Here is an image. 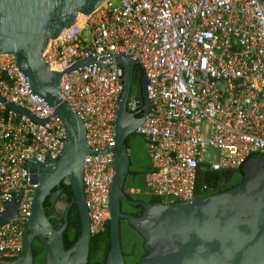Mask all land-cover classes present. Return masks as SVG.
Returning <instances> with one entry per match:
<instances>
[{
	"label": "built area",
	"instance_id": "obj_1",
	"mask_svg": "<svg viewBox=\"0 0 264 264\" xmlns=\"http://www.w3.org/2000/svg\"><path fill=\"white\" fill-rule=\"evenodd\" d=\"M83 46L92 57L122 51L140 62L149 111L135 133L143 136L153 168L146 185L165 202L195 197L198 169L237 168L250 156L264 155V0H105L50 39L42 59L63 71L87 56ZM104 64L64 73L59 89L83 121L92 150L114 145L122 69L112 57ZM0 96L47 118L39 124L0 102V258L5 259L21 251L36 186L28 163L57 160L64 133L51 108L27 90L11 53L0 54ZM130 97L127 109L134 112L136 93ZM112 161L111 152L84 157L91 234L102 231L109 216ZM11 201L16 215L2 222Z\"/></svg>",
	"mask_w": 264,
	"mask_h": 264
},
{
	"label": "water",
	"instance_id": "obj_2",
	"mask_svg": "<svg viewBox=\"0 0 264 264\" xmlns=\"http://www.w3.org/2000/svg\"><path fill=\"white\" fill-rule=\"evenodd\" d=\"M104 1L0 0V54L13 55V62L27 90L51 108L52 114L61 120L64 133L57 160L28 163L31 181L36 186L32 190L21 237L20 264H33L31 243L34 238L44 249L43 264H87L92 234L84 196L83 164L86 154L98 155L101 152H111L113 158L108 194L109 249L105 264H125L119 219L127 220L143 239L147 254L136 264H264V156L248 157L241 166V180L220 192L170 202L131 200L123 187L130 165L125 139L135 134V128L149 111L144 70L141 88L134 90L136 97H133L139 108L134 112L127 109L136 67L140 68V62L122 51L92 57L84 46L87 56L63 71L50 69L42 59V52L50 39L73 23L79 14H91ZM111 57L115 68L122 69L121 84L118 83L121 89L116 97L112 121L114 145L92 150L86 143L83 121L59 94L61 77L83 66L104 67ZM0 102H5L1 96ZM5 105L14 113L25 115L39 124L47 121V118L38 119L14 103L5 102ZM61 181L70 186L81 222L80 234L67 249L62 234L67 226L70 205L64 210L58 228L50 222L43 206L51 189ZM121 203L140 205L143 209L141 215L121 212ZM7 205L10 210L2 216V222L16 215L15 201ZM3 259L0 258V264Z\"/></svg>",
	"mask_w": 264,
	"mask_h": 264
},
{
	"label": "trees",
	"instance_id": "obj_3",
	"mask_svg": "<svg viewBox=\"0 0 264 264\" xmlns=\"http://www.w3.org/2000/svg\"><path fill=\"white\" fill-rule=\"evenodd\" d=\"M139 68V67H136ZM140 69V68H139ZM126 146L129 149L130 165L124 180L123 187L126 190L127 198L131 200H143L156 203L165 202V199L152 193L146 185L145 176L153 168L148 155L145 152V140L140 134H132L125 139ZM264 156V155H263ZM241 166L237 168L223 169L214 171L208 167L198 169L195 178L194 195L201 197L216 192L226 190L236 185L242 178ZM63 190L62 200L72 202L67 211V226L63 231L62 237L64 247L67 249L73 245L81 231V222L79 212L73 202V195L68 184L61 182ZM45 213L48 217V208L50 206L49 198L43 203ZM140 205L132 206L120 204V211L134 216L142 213ZM63 211L59 212L60 223ZM55 228L56 223L48 218ZM119 235L121 251L125 264H136L147 251L143 248V239L138 232L125 219H119ZM33 264H38V258L44 253L43 248H36L32 245ZM109 249L108 219L104 224V229L92 234L89 243V252L87 264H105L106 255ZM41 264V263H40ZM43 264V263H42Z\"/></svg>",
	"mask_w": 264,
	"mask_h": 264
},
{
	"label": "flooded vegetation",
	"instance_id": "obj_4",
	"mask_svg": "<svg viewBox=\"0 0 264 264\" xmlns=\"http://www.w3.org/2000/svg\"><path fill=\"white\" fill-rule=\"evenodd\" d=\"M136 69H137L136 78L133 79V83H132V90L133 91L135 89L140 90V88H141L142 70L139 68H136ZM129 149H131V147ZM61 182H63V181H61ZM61 182L59 183L58 186L51 189L50 195H49V197H51L52 201L50 202V206L48 208V218L52 219L53 222L56 223L57 228L61 224L59 212L60 211L64 212V210L67 208V206L68 205L71 206V204H72V202H67V200H62L63 190L60 186ZM49 197H46V198H49ZM61 219H62V216H61ZM32 245H34L38 249L43 248L36 238H34L32 240L31 247H32ZM19 258H20V254L9 256L8 258H5L3 260L2 264H20ZM32 259H33V256H32ZM37 260H38V262H37L38 264L44 263V253ZM32 263H33V261H32Z\"/></svg>",
	"mask_w": 264,
	"mask_h": 264
}]
</instances>
